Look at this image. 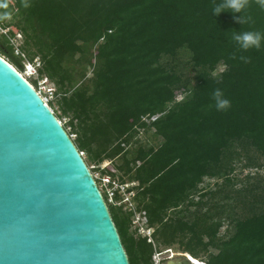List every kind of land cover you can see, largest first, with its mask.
I'll return each mask as SVG.
<instances>
[{
  "label": "trees",
  "instance_id": "1",
  "mask_svg": "<svg viewBox=\"0 0 264 264\" xmlns=\"http://www.w3.org/2000/svg\"><path fill=\"white\" fill-rule=\"evenodd\" d=\"M222 2L0 0V30H8L0 57L21 73L11 43L21 34L19 51L29 63L37 58L38 78L60 95L48 106H57L58 121L68 118L63 128L87 167L120 160L114 173L93 170L134 184L127 192L154 229L155 247L132 233L133 213L110 205L100 189L129 264H153L168 249L206 256L205 264H264V187L236 190L232 176L241 157L250 166L248 152L264 160V42L243 51L232 38L264 34V9L249 0L235 17L251 20L238 24L230 12L213 16ZM181 51L192 77L163 62ZM216 90L228 109L217 110ZM139 132H152L159 144H141ZM210 180L220 184L208 189Z\"/></svg>",
  "mask_w": 264,
  "mask_h": 264
},
{
  "label": "water",
  "instance_id": "2",
  "mask_svg": "<svg viewBox=\"0 0 264 264\" xmlns=\"http://www.w3.org/2000/svg\"><path fill=\"white\" fill-rule=\"evenodd\" d=\"M0 264H129L106 203L35 88L0 57ZM167 264H191L184 256Z\"/></svg>",
  "mask_w": 264,
  "mask_h": 264
},
{
  "label": "rangeland",
  "instance_id": "3",
  "mask_svg": "<svg viewBox=\"0 0 264 264\" xmlns=\"http://www.w3.org/2000/svg\"><path fill=\"white\" fill-rule=\"evenodd\" d=\"M6 33L8 34V30L7 29L6 30H0V34H6ZM22 39L23 38H22L21 34L16 33L14 35V37L11 39V41L14 43V45L22 47V42H23ZM14 52H15V56H17L22 61V67H23V70H21L22 76H24V78H26V80L29 83L33 82V81H37L36 87H34L33 85L32 86L35 88V90L39 94H41L40 96L42 98H46V100L48 102H51V103H55V101L59 100L60 95H57V96L54 95V92H55L54 87L51 84H49L48 82H46V80H44V78L39 79L38 76H34V75L30 76L29 75L27 67L29 65L37 67L39 65L37 58H35V60H34V62L32 64V63L28 62V59H27V57H26V55H25V53L23 51H22V56L17 55L15 50H14ZM189 57L190 56H189V54L186 51H181L178 54L177 58L174 59L173 61H171V59H164L163 62L167 63L169 65H176L179 68V70L184 75L192 77V76H194V72H192L191 69H190ZM53 110L54 111L57 110V106H55L53 108ZM60 122H61V124L63 126V124L68 122V118H62ZM68 131H69V129H67V132ZM139 133L140 134L138 136V139L140 140L141 144H145L147 146H157L159 144V139L155 138L153 136L152 132H147V133L139 132ZM70 137L73 140L75 136L72 135ZM248 155L252 156V162H251L250 166L245 167L246 161L244 160V157H241L240 161L235 162L233 164L234 171L232 173V176L236 179V182H237L234 189L243 190L244 188L247 187V185H250V186H254L255 185L256 186V185L260 184L261 187L258 190V192L259 193H263L262 188L264 187V160H261L258 157L253 156V154H251L249 152H248ZM84 157H85V155H84ZM119 164H120V160H116L113 163L104 162V163L100 164L97 167L95 165H93V164H90L88 166V169L90 170V172H91L92 176L94 177L95 181L99 182V186H101L100 178L102 177V175L99 172H96V170H93V169H96V168H99L100 170L101 169H106L108 172L114 173L116 171L115 170V166L119 165ZM92 171H95V172H92ZM248 178H249V180H248ZM216 184L218 185L220 183L215 181V180H210V181H205L204 182V186H207L208 189H214ZM102 193H103V190H102ZM133 205L135 206V204H133ZM241 210L242 209H240L239 207L238 208L235 207V212L241 213L242 212ZM135 216L137 218L140 216L141 222L144 221V218H143L142 214L136 213ZM224 223H225V221H224ZM227 227H228L227 223H225L224 226L220 229V232H219V236L220 237L224 235L225 229ZM134 229H135V227H134V225L132 223L131 231H132L133 234H135ZM136 234H138L137 231H136ZM152 239H153V237H152ZM152 245H153V247H155L154 240H153V244ZM163 249L164 248H162V247H157L156 246V251L157 252H161ZM173 252L176 253V251L174 249H173ZM168 257H169V254H164V252L162 251L160 254H154L153 255L152 263L153 264H167V262H166L167 260L166 259ZM200 259H201V261H205L206 260V256H200Z\"/></svg>",
  "mask_w": 264,
  "mask_h": 264
},
{
  "label": "built area",
  "instance_id": "4",
  "mask_svg": "<svg viewBox=\"0 0 264 264\" xmlns=\"http://www.w3.org/2000/svg\"><path fill=\"white\" fill-rule=\"evenodd\" d=\"M11 43H12V45L15 48L16 54L22 56V53L19 51L18 46L14 45V43L12 41H11ZM29 67H30V70L28 71L29 75L30 76H33V75L34 76H38L37 69H38L39 65L37 67L29 65ZM44 80H46V79H44ZM42 99L46 103H48L46 98H42ZM156 118L157 117H153L151 119V121H154ZM79 155L81 157H83L82 153H79ZM95 183H96V181H95ZM100 184H101V186L100 187L97 186V187H98L99 191H100V189H104L105 190V192L107 194V202L110 205H115V206H118V207H120L122 204H124L125 205V209L128 212L133 213V218L134 219H133L132 223H133L137 233L141 237L146 238L148 243L153 244L152 234L154 232V229L147 227L146 220H145L144 217H143L144 221L141 222L140 216L138 218L135 216L136 215L135 206L131 202V198L133 197V193H128L127 192V189L132 187L134 184L133 185H120V184H118L117 181L112 180L109 176L101 177L100 178ZM116 197H119L120 201L116 200ZM163 252H164V254H169L168 259L175 258L176 256H178V257L184 256L183 254L174 253L172 249H168V250H165ZM156 254H158V253H156ZM195 261L197 262V264H205V262L201 261V260H195Z\"/></svg>",
  "mask_w": 264,
  "mask_h": 264
},
{
  "label": "clouds",
  "instance_id": "5",
  "mask_svg": "<svg viewBox=\"0 0 264 264\" xmlns=\"http://www.w3.org/2000/svg\"><path fill=\"white\" fill-rule=\"evenodd\" d=\"M257 3L261 9H264V0H257ZM24 6L27 7L28 5L25 4ZM248 6L249 0H223L222 3L218 4L213 9V16H219L221 13L230 12L234 14L236 23H248L251 20V17L241 15H238V18L235 17V14H240ZM232 38L243 51L249 49L259 50L262 42H264V34H261L260 32H243L235 34ZM241 59L247 62L246 58L241 57ZM213 99L217 110H226L230 107V101L224 98L223 93L220 90L214 92Z\"/></svg>",
  "mask_w": 264,
  "mask_h": 264
},
{
  "label": "bare ground",
  "instance_id": "6",
  "mask_svg": "<svg viewBox=\"0 0 264 264\" xmlns=\"http://www.w3.org/2000/svg\"><path fill=\"white\" fill-rule=\"evenodd\" d=\"M28 71L30 70V67H27ZM24 77V76H23ZM41 95V94H40ZM191 264H197V262L195 261V259H193L192 257H190L189 255H185L184 256Z\"/></svg>",
  "mask_w": 264,
  "mask_h": 264
},
{
  "label": "flooded vegetation",
  "instance_id": "7",
  "mask_svg": "<svg viewBox=\"0 0 264 264\" xmlns=\"http://www.w3.org/2000/svg\"><path fill=\"white\" fill-rule=\"evenodd\" d=\"M178 258H179L178 256H176L175 258H171V259H168V258H167V259H166V260H167L166 262H168V261H176V260H178Z\"/></svg>",
  "mask_w": 264,
  "mask_h": 264
}]
</instances>
